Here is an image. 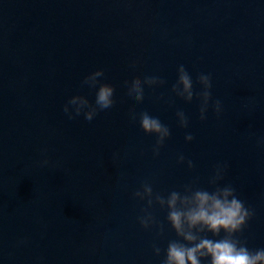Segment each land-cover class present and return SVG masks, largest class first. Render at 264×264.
Returning <instances> with one entry per match:
<instances>
[{"label":"water","instance_id":"water-1","mask_svg":"<svg viewBox=\"0 0 264 264\" xmlns=\"http://www.w3.org/2000/svg\"><path fill=\"white\" fill-rule=\"evenodd\" d=\"M179 65L193 81L190 102L171 91ZM97 68L112 113L69 119L71 95L94 103L82 81ZM201 73L211 78L204 120ZM149 76L164 84L126 103L121 89ZM141 112L170 130L156 156ZM262 139L264 0H0V264H161L180 238L166 208L134 198L144 183L164 197L189 184L231 185L253 213L234 238L264 248ZM217 164L226 167L213 185ZM141 209L156 221L150 228L138 222Z\"/></svg>","mask_w":264,"mask_h":264},{"label":"clouds","instance_id":"clouds-1","mask_svg":"<svg viewBox=\"0 0 264 264\" xmlns=\"http://www.w3.org/2000/svg\"><path fill=\"white\" fill-rule=\"evenodd\" d=\"M131 71L134 72L135 69ZM176 72L177 79L171 91L177 97L190 102L194 95L192 78L184 65H179ZM102 76V69L97 68L83 78V84L95 89L94 103H90L84 95H71L63 105V111L69 119L83 112L84 118L92 122L96 117L108 116L112 113L113 91L101 82ZM197 83L202 89L197 93L201 101L199 118L204 120L210 99V74H199ZM162 84H164L163 80L156 76H149L144 78L142 84H132L131 87L122 88L121 92L124 94L125 102L134 106L144 99V86ZM212 107L213 111L219 115L220 101H213ZM175 115L179 126L187 127L188 120L184 112L178 110ZM128 118L135 120L136 114L129 113ZM138 123L144 133L156 137L152 153L154 156L158 155L160 147L170 135L169 128L162 124L159 118L150 116L147 112L139 114ZM192 139L193 136L190 133L184 136L186 142ZM258 143H264V139L259 140ZM184 160L183 155L177 157L178 163ZM42 163H47V160L45 159ZM187 166L193 167L191 160L187 161ZM225 167L226 165L220 164L215 166L213 175L209 179L210 184L216 185L217 181L222 179ZM133 196L141 201L146 200L148 208L153 202L161 208H166V220L176 236L180 238V240L168 242L161 264H204L205 261L207 264H264V248L250 250L242 241L234 238V234L244 228L253 213L237 197L231 185L216 186L213 191H208L193 190L189 184L184 187L183 194L171 191L167 197H164L159 194L154 195L152 186L144 183L140 190L133 193ZM141 211L144 214L137 218L139 224L145 229L150 228L156 221L147 209H141ZM208 233H211L213 238H208ZM159 234L160 231L157 232V235ZM160 251L159 247H153L155 255H159Z\"/></svg>","mask_w":264,"mask_h":264}]
</instances>
